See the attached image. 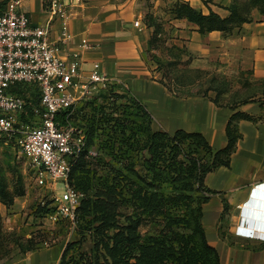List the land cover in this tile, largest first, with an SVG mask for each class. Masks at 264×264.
I'll return each mask as SVG.
<instances>
[{
  "label": "crops",
  "instance_id": "obj_1",
  "mask_svg": "<svg viewBox=\"0 0 264 264\" xmlns=\"http://www.w3.org/2000/svg\"><path fill=\"white\" fill-rule=\"evenodd\" d=\"M177 1L222 18L233 2L83 0L68 7L72 38L62 54L81 53L85 78L96 71L124 82L150 113L154 130L199 133L214 150L236 136L228 164L205 176L212 193H206L202 222L221 264H264V104L237 98L249 83L264 84V18L257 11L231 33H202L197 23L175 16ZM22 10L32 26L47 20L44 0H25ZM60 31L57 18L50 39L56 41ZM84 39L89 48L80 47ZM222 230L232 241L222 238ZM68 241L30 250L10 264H60Z\"/></svg>",
  "mask_w": 264,
  "mask_h": 264
},
{
  "label": "rangeland",
  "instance_id": "obj_2",
  "mask_svg": "<svg viewBox=\"0 0 264 264\" xmlns=\"http://www.w3.org/2000/svg\"><path fill=\"white\" fill-rule=\"evenodd\" d=\"M245 3L250 12L248 16L252 20L253 14H257V11H260L261 18H264V13L259 9L261 4L264 6L262 0L261 2L247 0ZM248 87L240 90L238 99L264 100V84L251 82ZM100 95V93L93 94L79 104V107L83 106V111L90 112L92 108L95 119L110 117L107 114L111 109H107V106L111 107V102L103 105ZM93 120L90 123L96 129L97 137L86 154V175L82 179L81 192L97 205L101 203L97 195L109 191L111 202L108 210H113L112 218L108 221L109 225L102 223V216L104 214L106 216L110 211L104 209L103 213V209H99L100 204L99 208L89 209L78 227L66 220L52 222L48 215L49 210L54 207V199L58 194L55 188L61 191L63 182L56 183L48 177L42 181L37 170L31 166L29 159L20 149L0 139V264H10L28 251L52 245L58 240H80L81 235L83 240H80V244L74 247L75 252L72 250L70 255L77 259L79 254L83 253L86 263L76 260L77 264H123L124 262L136 264L143 254L140 245L147 247L159 242L176 255L188 248L192 254L199 255L204 263L213 264V257L206 252L200 253L198 247L201 241L194 228L198 221V216L195 214L198 213L199 204L203 200L202 194L197 191L194 167L199 161L208 159L201 146L191 138L181 141L178 148H173L171 142L165 145L162 140L160 154L156 151L150 153L148 149L143 148L122 156L114 147L115 139L120 138L113 135L114 121L106 123V129L110 130V134L101 138V133H98L96 127L97 122ZM141 125L145 126V123ZM141 135L134 137L139 145L143 146L147 142V137ZM126 138L128 136L125 140ZM173 154H177L178 158L172 159ZM148 160L152 165L157 164L151 174L147 165ZM119 172L124 174L123 182L119 181ZM151 176L158 179L157 193L172 197L166 208L168 218L161 214L151 217L139 216V209L134 206L136 190L143 189L144 192V188L152 179ZM128 225H131L130 230L137 235V239L134 242L124 243L126 253L123 254L122 251H115L113 247L115 236L121 229L124 236H127ZM221 236L232 241L228 232L222 230ZM94 242H98L95 249H93ZM164 264L177 263L168 260Z\"/></svg>",
  "mask_w": 264,
  "mask_h": 264
},
{
  "label": "built area",
  "instance_id": "obj_3",
  "mask_svg": "<svg viewBox=\"0 0 264 264\" xmlns=\"http://www.w3.org/2000/svg\"><path fill=\"white\" fill-rule=\"evenodd\" d=\"M24 1L7 0L0 10V139L17 146L42 181L48 177L56 183L63 182L61 191L55 188L58 194L54 211L48 216L54 223L66 220L76 226L78 208L85 195L69 180L72 162L85 148L86 135L70 121L72 112L65 123L58 120L59 113L73 110L93 94L111 88H115V93L127 89L124 82L106 73L93 71L83 77L79 51L69 56L62 54L63 46L72 38L68 7L83 0H44L47 20L42 26L31 25L22 10ZM57 18L61 31L52 41L51 26ZM139 23L136 21L135 25ZM90 46L86 39L80 44L83 49ZM28 86L37 88L39 105L14 90ZM29 105H33L31 113ZM244 235L251 233L245 230Z\"/></svg>",
  "mask_w": 264,
  "mask_h": 264
},
{
  "label": "trees",
  "instance_id": "obj_4",
  "mask_svg": "<svg viewBox=\"0 0 264 264\" xmlns=\"http://www.w3.org/2000/svg\"><path fill=\"white\" fill-rule=\"evenodd\" d=\"M259 1L261 2V0ZM245 2H247V0H233L231 6L229 7L230 15L226 18H222L214 12H210V14L204 15L200 10L194 9L189 4L179 1L173 4L171 10L177 18H187L190 21L197 23L199 25V30L202 33L212 30H222L227 33H231L235 28L241 27L243 23L252 20L248 16V13L250 12H248V6H246L247 4ZM262 2H264V0H262ZM5 3L6 2H1L0 7ZM259 9H261V11L264 13V6L262 4L260 5ZM114 89L115 88H111L110 91H104L100 93L101 95L99 96V98L102 99L103 105L109 104L111 102V107L107 106V109H111L110 113L107 114L106 112H103L110 116L111 118L106 117L110 119L106 120V118L103 117H101V119H95V113L93 114L92 108L90 112L83 111V106L79 107L80 103L75 108H73V110L70 109L61 111L59 113L58 120H60L62 123H65L67 121V115L72 112V114L69 116L70 121L78 128L83 129L87 139L84 150L82 151L80 156L72 162V171L69 180L70 184L73 185L76 189L83 191L82 179L84 175H86V154L91 149V145L92 143H94L95 137H97V134L95 135L96 129L93 128V125L91 126L90 123L93 118V121L97 122L96 127L98 129V133H101V138H105V136L108 137L110 134V130L106 129V123L112 120L114 121L113 127L115 128V130L113 131V135L120 136L119 139H115L114 147L122 156L130 155L136 150H141L143 148L148 149L150 153L152 151H156L160 154L159 149L162 148V140H164L165 145H168V142H171V146L173 148H178L179 144H181V141L183 142L185 140H188V138H191L198 144V146H201L203 153L208 157L207 161H199L198 164H195L194 167L197 177V191L200 195L202 194L201 196L203 198L202 202H200L199 204L198 213L195 214L198 216V221L195 224L194 228H196L201 241L198 248L200 250V253L206 252L211 257H213V264H221L219 252L214 246L209 243L202 222L203 204L208 201V196L206 195V193H212V191L205 186V176L208 172L213 171L219 165L228 164L230 154L232 153L235 145L236 136L230 134L228 145L221 150H214L207 139L199 133L178 130L175 133L171 134L161 130H154L152 128V117L146 110L145 106L136 98H134L130 93H115ZM14 90L29 99L33 105H39L40 95L37 91V88L32 86L24 88L16 87ZM262 104H264V100L262 101ZM33 105H29L28 107L30 113ZM90 115L91 117H89ZM140 123H145L146 127L144 125H141ZM139 134H142L141 136L147 137V142L143 146L139 145L138 140L136 139V137H140ZM135 135L136 137H134ZM127 136L128 138H126L125 140V137ZM98 137L100 138V136ZM173 143L175 145H173ZM177 158V154L172 155V159ZM147 165L150 174L151 172H153L154 168L157 167V164L152 165L151 161L149 160L147 161ZM118 174L119 181L123 182L124 174L120 172ZM157 181L158 179L153 176L151 181L148 182L147 187L144 188V192H142L143 189L136 190V202L134 206H136L137 210L139 209V216L146 215L148 217H151L152 215L161 214V216H165L166 218H168L166 208L168 201H170L172 197L157 193ZM113 190L116 191L115 189ZM97 197L98 199H101V203H99L100 205H95L93 201L88 200V196H85L82 199V202L78 208L76 224L77 227L80 225L81 220L83 222V219L85 218L87 212H89V209L93 207L99 208L98 205L100 206L99 209H103V213L104 209L106 211H110L106 216L105 214L104 216H102V223L105 222L107 223V225H109L108 221L112 218L113 215V210H108L109 202H111V194L109 193V191H107L102 195H97ZM225 210H227V202H225ZM53 211L54 207L49 210V214ZM79 213L81 218L79 216ZM104 225L102 226V228L104 227ZM131 228V225L127 226L126 229L129 231L127 236H124L123 229L120 228L121 231L115 236V243L113 247L115 251H122V253L124 254L126 253L124 251L126 244L124 243H128L129 241H136L137 235L132 230H130ZM167 236L171 238V236H169L168 234ZM81 237L82 235L80 236V240H83V238ZM164 238L167 237L164 236ZM80 240L77 239L68 241L60 264H77L76 260H81L82 262L86 260L83 253L79 254L80 256L77 259L75 257H72V254L70 255L71 251H74V247L80 244ZM94 244L95 245L93 249L97 248L98 242H94ZM139 247L141 251L143 250V254L140 256V258H138L136 264H164L168 260L176 261L177 264H206L203 262V260H201V257L199 255L192 254L188 248H185L181 254L176 255L175 252L171 251L170 248L165 247L161 242L153 243L151 246L147 247L141 245ZM123 264H128V262H124Z\"/></svg>",
  "mask_w": 264,
  "mask_h": 264
},
{
  "label": "water",
  "instance_id": "obj_5",
  "mask_svg": "<svg viewBox=\"0 0 264 264\" xmlns=\"http://www.w3.org/2000/svg\"><path fill=\"white\" fill-rule=\"evenodd\" d=\"M262 200V204H263V206H264V197L261 199ZM251 204H252V202H251ZM250 206V205H249Z\"/></svg>",
  "mask_w": 264,
  "mask_h": 264
}]
</instances>
